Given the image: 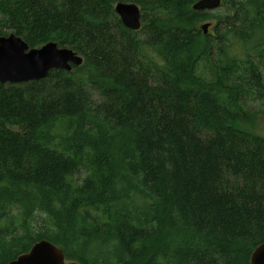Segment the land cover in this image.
I'll return each instance as SVG.
<instances>
[{"label":"trees","instance_id":"1","mask_svg":"<svg viewBox=\"0 0 264 264\" xmlns=\"http://www.w3.org/2000/svg\"><path fill=\"white\" fill-rule=\"evenodd\" d=\"M0 0V37L84 58L0 83V264H251L264 243V0ZM118 2L142 28H125ZM211 23L205 35L200 28Z\"/></svg>","mask_w":264,"mask_h":264},{"label":"water","instance_id":"2","mask_svg":"<svg viewBox=\"0 0 264 264\" xmlns=\"http://www.w3.org/2000/svg\"><path fill=\"white\" fill-rule=\"evenodd\" d=\"M222 0H200L194 4L195 11H216L222 8ZM115 13L123 26L131 31L142 28V12L135 3L118 2ZM211 23H204L201 29L209 33ZM84 58L69 48H62L50 42L40 48L31 49L20 37L11 34L0 37V83L24 84L45 80L53 71L71 72L81 67ZM251 264H264V243L252 254ZM9 264H71L64 251L50 241L37 242L29 252L20 255Z\"/></svg>","mask_w":264,"mask_h":264},{"label":"rangeland","instance_id":"3","mask_svg":"<svg viewBox=\"0 0 264 264\" xmlns=\"http://www.w3.org/2000/svg\"><path fill=\"white\" fill-rule=\"evenodd\" d=\"M255 108H257V110H261L263 112V113H261V116L257 117L256 128L259 130V132L261 134H264V104H257L255 106ZM71 264H77V263H71Z\"/></svg>","mask_w":264,"mask_h":264},{"label":"bare ground","instance_id":"4","mask_svg":"<svg viewBox=\"0 0 264 264\" xmlns=\"http://www.w3.org/2000/svg\"><path fill=\"white\" fill-rule=\"evenodd\" d=\"M223 2V1H222ZM208 23V22H207ZM210 23V22H209ZM202 26V25H201ZM201 28V27H200Z\"/></svg>","mask_w":264,"mask_h":264}]
</instances>
